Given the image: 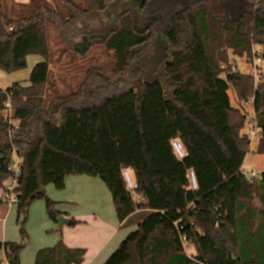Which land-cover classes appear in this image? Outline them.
<instances>
[{
	"label": "trees",
	"instance_id": "1",
	"mask_svg": "<svg viewBox=\"0 0 264 264\" xmlns=\"http://www.w3.org/2000/svg\"><path fill=\"white\" fill-rule=\"evenodd\" d=\"M114 1L29 0L14 10L0 0V69L18 72L29 56L43 58L27 85L0 90V205L14 153L22 159L16 205L22 242L0 243V252L20 264L31 204L45 200L56 222L61 213L46 187L64 190L67 177L88 176L107 186L119 221L137 226L104 264H264V178L243 169L250 122L259 136L256 153L264 155V83L230 64L231 57L250 59L254 46L264 50V0H140L134 13H156L164 22L161 67L147 78L127 74L135 50L152 37L130 16L104 39L113 75L92 68L77 90L58 93L48 26L66 41L81 31L83 16ZM9 97L20 120L13 132L2 113ZM249 102L250 121L241 109ZM84 256L60 240L39 250L35 264H81Z\"/></svg>",
	"mask_w": 264,
	"mask_h": 264
},
{
	"label": "rangeland",
	"instance_id": "2",
	"mask_svg": "<svg viewBox=\"0 0 264 264\" xmlns=\"http://www.w3.org/2000/svg\"><path fill=\"white\" fill-rule=\"evenodd\" d=\"M5 6L13 8L11 0H4ZM140 0H115L111 3L104 12L93 13L83 16L81 22V31L78 34L70 36L66 41L60 37L53 26H48L49 45L52 48L51 84L54 89L63 95L69 94L78 89L79 85L84 82L87 71L95 68L99 69L105 76H112L114 73V57L112 51H108L104 43L105 37L111 32L123 25V22L131 18L135 19L138 30L150 32L152 37L150 43L140 49H136L130 63V68L127 74L131 77L147 78L149 73H154L161 67V62L156 56L159 55L160 43L159 36L164 34V22L159 21L156 13L146 15L143 6L140 14L134 13ZM52 6L59 11H64V8L59 3L53 2ZM129 12L125 17L124 13ZM258 52L262 49L261 46H254L253 50ZM43 61V58L38 55H31L27 59L25 69L6 73L0 69V89H7L13 83L21 82L27 85L33 67ZM153 63V64H152ZM230 64L234 70L252 74L257 83H264V60L258 62L251 57H231ZM51 92L55 91L49 88ZM231 103L235 107H240L237 104L233 90H230ZM252 102L244 103L241 106L243 112L248 115L249 121L254 116ZM243 133L249 134L251 137V145L249 152L245 158L243 169L248 177L259 176L264 178V155L256 153L258 145V133L255 125L250 122L245 127ZM132 177V176H131ZM41 201V200H38ZM44 202V200H42ZM15 216L11 217L8 222V228L18 225L16 223V206L14 208ZM23 217H21L22 221ZM26 225V224H25ZM26 227V226H25ZM34 231V229H33Z\"/></svg>",
	"mask_w": 264,
	"mask_h": 264
},
{
	"label": "crops",
	"instance_id": "3",
	"mask_svg": "<svg viewBox=\"0 0 264 264\" xmlns=\"http://www.w3.org/2000/svg\"><path fill=\"white\" fill-rule=\"evenodd\" d=\"M11 1L16 9H19V6H26L29 2ZM128 174L134 183L133 173L129 171ZM46 192L51 200L57 202L56 210L69 221L76 220L77 224L75 226L65 224L60 230L57 221L53 222L49 217L45 200L32 203L25 223L28 237L20 253V264H35L39 250L52 248L60 240L69 249H81L85 252L81 264H104L126 237L137 229L135 224L123 225L119 221L113 195L99 178L69 176L65 180L64 190H57L53 185H48ZM15 206L0 205L1 244L22 242L18 225L8 228L10 218L15 216ZM18 209L16 206L17 224ZM193 252L190 248L189 253Z\"/></svg>",
	"mask_w": 264,
	"mask_h": 264
},
{
	"label": "built area",
	"instance_id": "4",
	"mask_svg": "<svg viewBox=\"0 0 264 264\" xmlns=\"http://www.w3.org/2000/svg\"><path fill=\"white\" fill-rule=\"evenodd\" d=\"M252 57L253 59L257 60L258 62L264 60L262 49L258 52L257 50L252 51ZM260 83V82H259ZM257 83V84H259ZM2 90V89H0ZM2 113L6 119V122L8 124V127L10 128V131L13 132L16 130L19 126V118L17 117L16 110L13 107L12 100L9 97L8 100L5 102ZM174 151L179 159H182L186 153L185 149L183 148L182 144L179 141L173 142ZM10 177L8 181L6 182L4 192H2L1 198L2 202L7 206H15L17 205L19 201V178L22 173V159L18 156V154L15 152L11 165H10ZM125 179L129 185L130 188H133L135 185L132 182L130 175L128 172L124 173ZM254 176V174H252ZM189 180L191 183L192 188H196V181L195 176L193 172H189ZM0 264H9L7 260V254L4 250H1L0 252Z\"/></svg>",
	"mask_w": 264,
	"mask_h": 264
},
{
	"label": "water",
	"instance_id": "5",
	"mask_svg": "<svg viewBox=\"0 0 264 264\" xmlns=\"http://www.w3.org/2000/svg\"><path fill=\"white\" fill-rule=\"evenodd\" d=\"M68 223H70V221L62 215L57 218V224L60 230H62L63 226Z\"/></svg>",
	"mask_w": 264,
	"mask_h": 264
}]
</instances>
